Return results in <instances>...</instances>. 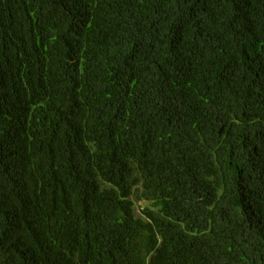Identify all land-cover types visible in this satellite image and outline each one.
Wrapping results in <instances>:
<instances>
[{"label":"trees","instance_id":"16d2710c","mask_svg":"<svg viewBox=\"0 0 264 264\" xmlns=\"http://www.w3.org/2000/svg\"><path fill=\"white\" fill-rule=\"evenodd\" d=\"M0 264H264V0H0Z\"/></svg>","mask_w":264,"mask_h":264},{"label":"rangeland","instance_id":"374dc122","mask_svg":"<svg viewBox=\"0 0 264 264\" xmlns=\"http://www.w3.org/2000/svg\"><path fill=\"white\" fill-rule=\"evenodd\" d=\"M140 207H142V203L141 202H139V203H136V205H135V212H136V215H139V213H140Z\"/></svg>","mask_w":264,"mask_h":264},{"label":"water","instance_id":"95a60500","mask_svg":"<svg viewBox=\"0 0 264 264\" xmlns=\"http://www.w3.org/2000/svg\"><path fill=\"white\" fill-rule=\"evenodd\" d=\"M221 129H222V128L219 129L218 133H220Z\"/></svg>","mask_w":264,"mask_h":264}]
</instances>
